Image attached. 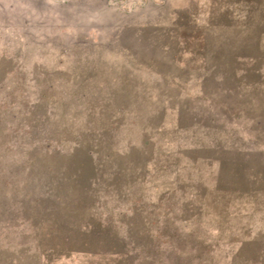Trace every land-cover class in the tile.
Wrapping results in <instances>:
<instances>
[{
  "label": "rangeland",
  "instance_id": "rangeland-1",
  "mask_svg": "<svg viewBox=\"0 0 264 264\" xmlns=\"http://www.w3.org/2000/svg\"><path fill=\"white\" fill-rule=\"evenodd\" d=\"M0 264H264V0H0Z\"/></svg>",
  "mask_w": 264,
  "mask_h": 264
}]
</instances>
